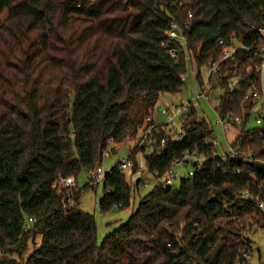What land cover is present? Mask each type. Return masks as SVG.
Returning <instances> with one entry per match:
<instances>
[{
    "label": "trees",
    "instance_id": "1",
    "mask_svg": "<svg viewBox=\"0 0 264 264\" xmlns=\"http://www.w3.org/2000/svg\"><path fill=\"white\" fill-rule=\"evenodd\" d=\"M171 25L184 45L167 37ZM260 28L264 0H0V264L242 262V252L251 253L243 232L254 222L264 228V216L244 197L264 198V127H247L255 101L243 100L258 82ZM233 41L247 51L223 60L222 48ZM187 52L198 89L199 68L218 63L208 78L222 91L214 109L241 118L231 125V145L249 156L216 155L212 126L192 107L180 116L183 138L169 137L159 153L168 136L157 124L152 143L128 154L143 153L156 184L98 245L93 215L78 208L79 190L63 209L66 188L52 186L90 173L109 141L135 138L159 95L180 92ZM185 152L200 156V167L178 187L164 184ZM118 166L101 181L103 213L131 203Z\"/></svg>",
    "mask_w": 264,
    "mask_h": 264
},
{
    "label": "rangeland",
    "instance_id": "2",
    "mask_svg": "<svg viewBox=\"0 0 264 264\" xmlns=\"http://www.w3.org/2000/svg\"><path fill=\"white\" fill-rule=\"evenodd\" d=\"M182 45L181 43H179ZM189 54V57H188ZM186 72L184 74L183 85L180 92L176 94L163 93L159 95L156 101L152 114L150 118L156 124H164L165 116L160 114L161 110L169 107L170 111L174 114V125H167L165 128L167 131V136L173 137L177 132L179 127L180 116L189 108H194L199 118H203L205 121L209 122L213 129L214 140L216 141L215 154L220 155L222 150L226 148L227 144L232 142L235 137L234 128L228 127L226 131H223L221 125L217 122V116L214 112L215 105L218 102V98L221 94V89L218 86H213L208 78L210 69L207 66H201L199 68L200 77L202 82L205 84L203 88L205 89L208 100L203 98L195 99V74L197 73V66L192 61V55L190 52L186 54ZM207 84V85H206ZM211 86V87H210ZM197 89V88H196ZM259 112V103H255L254 108L251 110L249 122L247 127L255 126V117ZM138 135L133 139H126L119 144H108L107 151L108 156L103 157L98 166L103 172H107L109 168L126 158L128 154L132 151L133 146L139 149L137 142ZM116 148V149H115ZM150 150H146L144 154H147ZM144 155L141 152H137L134 155L133 160H130L131 167H128L123 171L125 174L126 181L130 188V206L125 209H119L117 206H113L107 212H101L98 206V201L102 194V184L101 181L97 185L92 187H85L88 181L89 173L86 171H81L76 179V188H72V192L79 190L78 195V208L84 212H88L93 215L96 229V242L99 245L103 238L118 224L127 221L130 212L137 206L140 198L149 192L154 185L156 180L153 175L149 174L145 170L144 166ZM134 164L135 169H132ZM133 167V168H134ZM200 167V162L198 163ZM192 169L191 162H177L172 165L173 174L175 179L172 180L171 186L178 187L180 180L185 176L187 177L188 171ZM134 170V171H133ZM189 176V175H188ZM164 178V177H163ZM74 201L72 199L71 204ZM251 240V254L252 261L259 259H264V228L259 227L257 224L252 223L249 231L243 232ZM39 243V238L35 237V245ZM30 243H28V249L25 255L31 251ZM23 261L21 260V263ZM12 264V263H9Z\"/></svg>",
    "mask_w": 264,
    "mask_h": 264
},
{
    "label": "built area",
    "instance_id": "3",
    "mask_svg": "<svg viewBox=\"0 0 264 264\" xmlns=\"http://www.w3.org/2000/svg\"><path fill=\"white\" fill-rule=\"evenodd\" d=\"M257 31L263 40L262 45L259 47L258 51L255 53V56L259 59V64L256 68L258 71V82L257 84H254L250 88H248V90L243 96V100L252 99L253 101H255L256 104L259 103V112L257 116L255 117V125L259 127H264V28H260ZM167 37L170 40L178 41L182 45L185 44L184 38L182 37L180 30L176 25L170 26V29L167 31ZM222 42L223 40L221 39L218 41V44L222 45ZM237 51L246 52L247 48L233 41L230 45L224 46L222 48V59L227 60V59L232 58L234 53ZM188 57H189V54H188ZM192 61H193V58H192ZM208 68L210 69L209 74L211 75L218 74L220 71V67L218 63H212L208 66ZM209 82L211 83V81ZM203 85L205 86L204 83ZM228 87L231 90L237 89V79L235 78L230 79L228 81ZM196 88L197 87H195V99L198 100L199 98H203L204 100H208V96H207L205 89L204 88L196 89ZM214 112L217 116V122L221 125L223 131H226L228 127H231V125H238L241 121L240 117L233 116L229 119H225V118L219 117L215 109H214ZM160 114L165 116L164 125H166V127L167 125H174L175 113L173 114L170 111L169 107L162 109ZM146 123L147 125H143L142 127L139 128V131H138V138H137L138 143L137 144L139 148L152 143L151 133L156 130L157 124L152 120V118L147 117ZM169 137L170 136H168L167 139L164 138L160 141L159 147L157 149V153L161 151V149L164 146V143L168 140ZM173 137H175L177 140H181L183 138L181 120L179 122V127L177 128V132L175 133ZM211 143L213 146H216V141L214 139L211 140ZM108 144H114V143L112 141H109ZM108 154L109 152L107 151V148H106L105 150H103L101 157L102 158L106 157L108 156ZM218 156L222 158H225L227 156L231 158L242 157V156L248 157L249 153H243L238 145H235V146L231 145V142H230L229 144H227L226 148L222 150V153ZM201 159L202 158L196 155L195 153L189 154L185 152L182 158H180L178 161L174 162L173 164L177 162L186 163L188 161H190L191 164L194 161L196 162V164H198L199 162H201ZM118 162H119L118 169L121 172L126 170L128 167H131V162L128 156L126 158L121 159ZM104 174L105 172H103L102 169L99 166H97L95 169L90 171L87 182H89V184L92 186L97 185L98 182L102 181ZM192 174H193V169L188 171L187 177L192 176ZM174 179H175V175L173 174V170L171 166L169 170L167 171L166 175L164 176V178H161L160 180H162V182L166 185H171L172 180ZM52 187L56 190V193H59L61 189L66 188V193L68 194H67L66 200H63L62 202V208L69 209L70 207H72V204H71L72 188L74 187L76 188V182L74 178L71 176L65 177V178H59L58 181L54 183ZM244 197L248 198L254 204L255 209L264 216V198L261 199L259 196H254L247 192L244 193ZM33 222H34V219L31 217H28L27 223H33ZM241 257H242V262L241 261L237 262V264H264V259H259V257L256 261H252V254L250 252H242Z\"/></svg>",
    "mask_w": 264,
    "mask_h": 264
},
{
    "label": "water",
    "instance_id": "4",
    "mask_svg": "<svg viewBox=\"0 0 264 264\" xmlns=\"http://www.w3.org/2000/svg\"><path fill=\"white\" fill-rule=\"evenodd\" d=\"M192 166H195L196 165V162L194 161V162H192V164H191Z\"/></svg>",
    "mask_w": 264,
    "mask_h": 264
},
{
    "label": "crops",
    "instance_id": "5",
    "mask_svg": "<svg viewBox=\"0 0 264 264\" xmlns=\"http://www.w3.org/2000/svg\"><path fill=\"white\" fill-rule=\"evenodd\" d=\"M161 95V94H160Z\"/></svg>",
    "mask_w": 264,
    "mask_h": 264
}]
</instances>
